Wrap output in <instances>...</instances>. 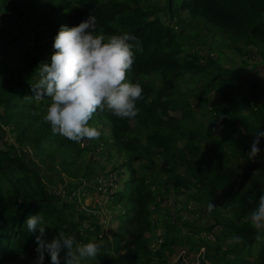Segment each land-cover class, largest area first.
I'll use <instances>...</instances> for the list:
<instances>
[{"label":"trees","instance_id":"16d2710c","mask_svg":"<svg viewBox=\"0 0 264 264\" xmlns=\"http://www.w3.org/2000/svg\"><path fill=\"white\" fill-rule=\"evenodd\" d=\"M25 1L50 20L56 27L55 36L62 25L73 27L92 15L97 21L96 32L103 29L102 34L107 37L128 32L139 38L142 51L135 52V61L128 75L130 82L139 81L143 88L144 100L137 103L140 112L134 119H118L110 112L98 110L92 120L109 124L115 144L128 151L130 161L147 160L142 165L145 170L154 169L152 156L158 153L172 159L170 169L165 170L173 169L175 162L181 163L186 168V174L193 179L195 192L202 196V201L211 199L215 207L224 208L228 214H220L219 217L213 214L215 222L209 228H204L211 231L212 242L200 240L195 235L197 230L206 231L202 228L190 226V234L181 233L179 224L165 222L164 239L153 250L149 244L155 221L149 205L157 204L160 199L149 187L145 173L139 174L129 166L130 173L123 187L117 189L110 186L107 192L112 196V205H125L116 215L115 246L112 249L102 242L88 241L89 234L99 236L103 232L104 224L100 217L91 211L79 209L76 200L63 199L50 191L43 178L46 171L33 166L31 156L24 159L2 140L0 122V142L3 141L0 147V264H36V236L39 232H28L25 221L28 216L37 214L43 218L42 226L46 229L44 239L48 242L61 230L65 235L75 236L78 243L97 242L102 245L95 260H85L82 264H165L167 258L164 249L174 245L197 248L202 242L212 247L207 256L214 264H264V241L259 244L255 242V230L247 220L248 213L254 207V204H249L248 198L252 197L258 202L264 189L262 149L254 160H249L247 153L251 150L252 141L248 137L231 135L235 121L248 120L247 115L252 118V129L264 131V124H261L264 120V89L253 80L245 79V83L237 76L228 80L227 94L221 97L216 108V118L234 149L230 160L235 159L236 168L210 166L212 160H223L220 155L211 158L207 166H201L203 161L198 156L199 145L196 143L200 130H193L187 122H181L184 113L193 118L194 112L191 107L190 110L186 108L189 104L184 101L182 116L174 113L178 108L176 80L181 73L213 76L218 81L226 78V74L210 73L209 69L218 65L215 60L180 47L174 26L183 24V21L191 26L196 19L202 24L216 27L231 38L242 40L246 46L251 45L250 48L263 50L264 0H165L163 5L155 6L151 3L143 5L140 0ZM184 12L187 20L181 16ZM31 31L23 28L13 36L9 31H0V43L10 42L16 47L0 53V106L6 113L9 112L11 130L17 133V141L30 142L34 152L45 161L54 159V154L59 150L70 153L81 147L80 143L53 135L50 125L40 117L37 110L39 104L30 98L34 94L32 84L37 82L34 79L35 69L41 61L50 62L51 57L41 54L37 40L27 44ZM19 57L23 59L22 62H18ZM8 66H12L10 74L6 73ZM154 74L159 77L156 86L143 78H151ZM242 105L248 107V114L243 112ZM136 125L145 129L144 140L131 133ZM181 140L184 142L179 147ZM68 161V158H64L61 164L64 166ZM6 165L14 168L15 173H8ZM242 166L244 169L237 170ZM238 174L251 175L249 182L244 186L235 185ZM88 181V175L70 181L65 185L66 191L82 194L90 189L91 182ZM220 188L228 196L223 201L216 197L215 191ZM98 193L102 194V190L98 189ZM86 222L87 226L84 225ZM122 234L129 239H125V251L117 247ZM233 235L243 237V243L234 244L231 241ZM184 256V252L181 253L179 260ZM60 257L61 264H64V251ZM44 264H51L47 252Z\"/></svg>","mask_w":264,"mask_h":264},{"label":"rangeland","instance_id":"374dc122","mask_svg":"<svg viewBox=\"0 0 264 264\" xmlns=\"http://www.w3.org/2000/svg\"><path fill=\"white\" fill-rule=\"evenodd\" d=\"M140 1L143 5L151 3L153 6L156 4L163 5L165 2V0ZM185 14L184 12L181 16L187 20ZM23 28L32 29L27 44H32L37 40L41 54L51 56L54 51L52 45L56 27L52 25L50 20L40 15L36 8H31L25 0H5L4 2L0 0V31H9L10 36H13L14 33H18ZM174 28L177 30L176 39L180 47L197 51L202 57L215 60L218 65H215L214 68L211 67L209 69L210 73L216 75L226 74L225 80L218 81L213 76L206 77L203 74H191L189 72L181 73L176 80L175 95L178 108L174 113L179 117L182 116L184 101L189 104L186 108L190 110L191 107L194 112L193 118L184 113L181 122H187L188 127L193 130H200L199 139L196 140V143L199 145L198 156L203 161L201 166H207L211 158L220 155L223 160H212L210 166L218 169L236 168L235 159L230 160L234 149L230 145V141L225 138V129H222L219 120L216 118V108L221 97L227 94L228 80H232L237 76L245 83L247 79L253 80L264 89V49L250 48L251 45L246 46L242 40L231 38L216 27L207 26L196 19L191 26L186 25L183 21V24L176 25ZM95 34L102 33L96 32ZM103 35L107 38L105 34ZM11 49H16V47L10 42L0 43V53ZM22 60L19 57L18 62H22ZM11 72L12 66H8L6 73L10 74ZM143 78L149 80L155 86L159 83L157 74H154L151 78L146 76H143ZM34 79L38 81L39 76L37 73ZM127 80L129 81L128 73ZM35 102L39 104L37 110L40 117H42L46 113L49 101L45 98L42 99V102ZM262 106H264V100ZM241 109L245 114H248V107L242 105ZM247 116L248 120L239 119L235 121L232 125L231 135L237 138L248 137L252 141L258 131L252 129L250 126L252 118L249 115ZM0 122L2 125V140L7 142L12 150L24 159L31 156L33 166L46 171L43 178L50 191L59 194L63 199L76 200L79 209L91 211L100 217L104 224V230L99 236L89 234L90 239L88 241L102 242L110 245L112 249L115 246L114 231L117 228L118 218L116 215L125 205H112V196H109L106 190H108L109 178L113 188L123 187L124 181L130 173L129 166L134 167L139 174L145 173L149 187L158 195L157 199L158 197L160 199L157 204L149 205L152 208V219L155 221L151 243L149 244L153 250L158 248L160 242L164 239L165 222L170 223V221H173L179 224L182 228L181 233L190 234L191 232L188 230L190 226L197 229L202 228L206 231L197 230L198 232L195 235L199 236L200 240L212 242L211 231L204 228H209L215 222L213 214L215 217H219L220 214H228L227 210L217 206L209 213L207 206L209 203L213 204V201L211 199L202 201V196L195 192L193 179H190L186 174V168L181 163L175 162L173 169L165 170L170 169L172 160L167 155L158 153L152 156L154 161L152 171L142 168V165L147 161L146 159L130 161L128 151L119 148L115 144L109 124L104 121L99 122L93 119L89 122L90 126L96 127L102 133L99 140L86 139L80 143L81 149H75L70 153L59 150L54 154V159H45V161L43 157L34 152V146L30 142L20 143L17 141V133L11 130L12 120L9 117V112L6 113L1 106ZM261 124H264V120ZM131 133L144 140V128L136 125ZM2 142H0V147L3 146ZM183 142L184 140L179 141L178 146L181 147ZM259 147L262 149L261 159H263L264 138H261ZM64 158H68L69 161L64 163L63 166L61 160ZM240 169H244L243 166L238 167L237 170ZM6 171L10 174L15 173V169L9 165H6ZM86 175H88V183L91 182L90 189L77 195L66 191V184L84 178ZM250 177L251 175L238 174L234 180L235 185L244 186L243 184L248 183ZM98 189L105 191L104 195L98 193ZM215 192L216 197L221 201L227 196L221 188ZM74 209H72L73 212H78ZM87 224L86 222L84 225L87 226ZM125 239L129 241L128 236L122 234L119 239V246H117L118 249L125 251V247H127ZM211 251L212 247H208L203 242L197 248L174 245L170 249H164L167 258L165 264H214L211 258L207 256ZM114 252L117 253L115 250ZM183 252L185 256L179 260V256Z\"/></svg>","mask_w":264,"mask_h":264},{"label":"clouds","instance_id":"9594fccd","mask_svg":"<svg viewBox=\"0 0 264 264\" xmlns=\"http://www.w3.org/2000/svg\"><path fill=\"white\" fill-rule=\"evenodd\" d=\"M97 31L96 17L89 16L78 25H62L54 38V51L50 62L41 61L35 72L39 79L32 84L31 99L39 102L47 98L49 105L42 120L50 125L53 135H60L72 142L99 140L102 133L90 121L97 111L110 112L118 119H134L140 112L138 101L144 100L139 81L127 80L132 69L135 52L142 51L141 41L134 34L124 32L105 38ZM103 33V29L99 30ZM264 131H258L247 153L254 160L260 153L259 147ZM254 204L247 220L255 230V242L264 241V189ZM215 206L209 203L207 210ZM41 214L30 215L25 221L27 231L36 236V264H44L45 253L51 257V264H61L60 253L64 251V264H82L95 260L101 244L97 242L78 243L75 236L59 231L51 242L44 239L45 226ZM111 238V237H109ZM234 244L243 243V237L233 235Z\"/></svg>","mask_w":264,"mask_h":264},{"label":"built area","instance_id":"2783aa9c","mask_svg":"<svg viewBox=\"0 0 264 264\" xmlns=\"http://www.w3.org/2000/svg\"><path fill=\"white\" fill-rule=\"evenodd\" d=\"M84 141H85V140H84ZM110 180H111V179L109 178V179H108V188H109L110 186H112V184L109 182ZM106 191H108V190H106ZM104 192H105V191L102 190V195H104Z\"/></svg>","mask_w":264,"mask_h":264}]
</instances>
